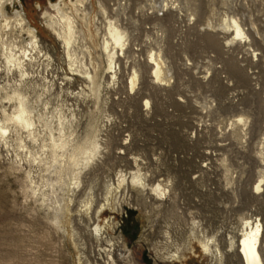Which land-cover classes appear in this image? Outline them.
<instances>
[{
	"label": "rangeland",
	"instance_id": "obj_1",
	"mask_svg": "<svg viewBox=\"0 0 264 264\" xmlns=\"http://www.w3.org/2000/svg\"><path fill=\"white\" fill-rule=\"evenodd\" d=\"M49 1L57 0L8 1L5 9L13 14L15 9L23 8L44 51L52 56L51 65L46 69L35 67L32 78L40 84L45 76L53 83L47 94L49 110L55 114L61 106L68 116L75 111L77 132L84 135L93 124L104 141L103 157L83 172L81 188L71 205L72 221L68 230L73 228L78 232L91 260L105 264L98 254L106 247L105 241H96L90 230L94 220L102 224L107 220L114 225L106 231L118 241L114 251L118 264H124L128 256L131 264H154L150 257H155L160 232L171 221L175 223V233L183 229L188 216L179 213V207L196 208L195 198L183 197L174 191L159 200L149 190L129 187L127 191L123 188L121 192H114L108 204L107 190L113 183L109 175L124 166L123 160L132 157L172 161L183 155V151H187L183 158H189L190 151L192 157H198L199 150L190 145L201 143L221 147L216 154L227 159L246 157L258 161L255 151L264 137V0H167L161 13L152 7L153 0H92V29L99 42L105 31L104 15L111 13L112 19L120 18L122 25L132 32L130 36L134 35L120 58L115 81L105 72V58L101 59L102 83L97 101L88 94L86 79L70 70L61 42L46 28L43 12L50 11ZM176 12L180 17H176ZM171 15L176 19L174 16L171 19ZM226 15L239 20L247 39L231 40L232 31L222 28ZM77 20L81 28L82 22ZM23 37L28 40L27 35ZM158 47L172 67L170 78L173 80L170 79L169 85L152 77L149 54ZM96 51L101 54L100 49ZM253 54L257 55L253 57ZM134 69L139 73V80L132 91L128 78ZM82 89L85 94L80 96ZM40 92L41 87L35 85V94ZM242 114L248 119L246 138L241 137L243 126L236 127L233 123ZM102 127H105L103 131ZM104 132L106 137L102 135ZM225 145H228L226 149ZM120 149L124 150L123 154L118 153ZM2 153L0 264H79L69 235L50 223L41 201L36 203L25 197L23 174L12 169L7 151ZM187 168L184 164V169ZM188 183L181 181L178 188L184 187L185 192ZM90 187L94 193L91 221L82 214L84 207H81ZM179 260L164 264H206L202 256Z\"/></svg>",
	"mask_w": 264,
	"mask_h": 264
},
{
	"label": "bare ground",
	"instance_id": "obj_2",
	"mask_svg": "<svg viewBox=\"0 0 264 264\" xmlns=\"http://www.w3.org/2000/svg\"><path fill=\"white\" fill-rule=\"evenodd\" d=\"M8 1L14 3L15 0H0V79L3 76V80H0V158L3 157L2 150H6V156H10L7 159L12 169L23 174L22 190L25 197L36 203L41 201L50 223L69 235L73 247L77 250V262L79 264H99L96 260H91L85 253L86 244L80 242L82 239L78 232L72 226L69 231L68 226L72 221L71 205L73 199L78 195L77 191L81 188L83 172L92 162L103 155L104 141L100 136V130L91 123L89 130H85L84 135L77 132V126L74 124L77 119L73 113L75 111L70 112L71 115L68 116L61 106L57 107L55 114L49 110L47 94L53 83L47 81L45 76H42L43 82L40 84L34 82L32 78L36 72L34 71L35 67L41 66L42 69H46L51 65L52 56L49 52L44 51L37 32L23 8L22 10L15 9L13 14L6 11L5 5ZM89 2L88 5L87 0L49 1L50 11H44L43 17L46 20V28L53 32L56 39L61 42L70 70L75 76H81L87 80H85V84L88 94H91L97 101L102 83L101 59L105 58V72L110 74L112 81H115L114 79L118 75L117 64L120 62V56L125 53L130 39L134 35L130 36L132 32H128L120 18L112 19L111 13L110 16L104 15L105 27L103 29L105 31L101 34L102 40L99 42L100 40L95 35L96 31L94 33L92 29L91 12L94 4L92 0ZM153 3H151L152 7L161 13L166 8L167 0H153ZM177 12L175 13L176 17H180ZM175 15H171L170 18L172 19L174 16L176 19ZM191 17L190 15V21ZM232 17L229 18L226 15L223 18L222 28L232 31V41L238 38L247 39V34L239 20ZM77 18L83 23H81V28ZM98 28L96 29L99 30ZM24 35H27V41L23 37ZM97 49H100L101 54L96 51ZM163 55L161 47L152 49L149 54V63H152L153 79L156 82L169 85L172 67L170 68L167 64ZM118 69H120L119 66ZM138 78V71L132 70L128 78L131 90L138 85ZM35 85L41 87V92L37 95L35 94ZM84 94L85 90L82 89L80 96ZM146 104H148V100ZM249 117L251 116L249 115ZM235 119L236 121L233 123L236 127L247 125V116L242 114ZM10 150L12 153H9ZM257 156L261 161H264V140L257 150ZM134 170L128 177L119 175L117 182L109 185L107 197L105 196V201L108 204L110 196L114 192H121L123 188L127 191L129 187L139 188L140 191L149 190L159 200L167 196L169 193L168 183L161 181L149 183L142 177L139 169ZM258 177L259 181L264 180V168L258 170ZM85 196L87 199L81 201V207H84L81 210L82 214L91 221L93 219L90 216L91 203L94 197L92 187L85 193ZM101 205L103 206V204ZM79 212L81 211L79 210ZM105 223L102 224L98 220H94L90 233L96 241H105L106 247L99 250V258L103 262L105 261V264H118L114 252L118 241L116 237L106 231L109 227L113 229L114 225L108 224L107 220ZM260 234L261 229L256 226L253 229L250 228L242 237L241 244L245 264H264L263 257L257 248ZM200 245L205 252H208L209 247L206 244L200 242ZM180 258L177 255V259ZM123 263L131 264L129 256L125 257Z\"/></svg>",
	"mask_w": 264,
	"mask_h": 264
},
{
	"label": "built area",
	"instance_id": "obj_3",
	"mask_svg": "<svg viewBox=\"0 0 264 264\" xmlns=\"http://www.w3.org/2000/svg\"><path fill=\"white\" fill-rule=\"evenodd\" d=\"M254 55L257 54H253V57ZM104 129L105 127H102L101 131ZM242 131V137L246 138L247 125ZM102 135L106 137L107 133ZM191 136L194 137L193 132ZM263 140L264 137L258 142L255 151L258 161L246 157L227 159L216 154L221 147L201 143L190 145L199 150L198 157H192V148L188 150L191 155L189 158H183L187 152L183 151V155H178L179 157L172 161L132 157L131 160H123V167L111 172L109 178L114 182L119 175L128 177L134 169H139L142 177L150 183H168L169 193L166 197L170 196L171 192L178 191L180 196L195 198L196 208H178L179 213L188 216L183 229L175 233V223L171 221L169 227L160 232L155 257H150L154 264L180 262L177 255L181 260L202 256L206 259V264H245L241 240L250 228L256 226L261 229L257 248L264 260V180L259 181L258 177V170L264 168V161L257 156V150ZM242 143L245 144L246 141L243 140ZM227 146L225 145L224 149ZM243 148L245 149V145ZM241 152L243 155L244 152ZM118 153L123 154L124 150L120 149ZM184 164L189 168L184 169ZM252 165L256 166L254 170ZM181 181L190 183L185 192L184 187L178 188ZM200 242L209 247L208 252L202 249Z\"/></svg>",
	"mask_w": 264,
	"mask_h": 264
}]
</instances>
